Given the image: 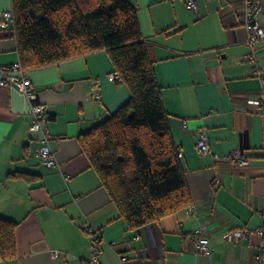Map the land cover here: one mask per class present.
I'll list each match as a JSON object with an SVG mask.
<instances>
[{"label": "crops", "instance_id": "obj_1", "mask_svg": "<svg viewBox=\"0 0 264 264\" xmlns=\"http://www.w3.org/2000/svg\"><path fill=\"white\" fill-rule=\"evenodd\" d=\"M126 1L137 11L194 210L130 230L90 166L79 135L130 96L122 80L108 79L114 66L106 51L26 69L46 105L56 164L49 167L38 155L42 134L29 130L24 92L0 86V216L16 223V257L0 264H84L90 255L85 225L102 234L100 264H254L259 236H223L264 226V103L258 110L245 102L264 99V43L255 63L246 58V0H196L195 9L184 0ZM7 10L11 0H0V17ZM16 62L9 23L0 27V65ZM94 83L98 96L90 92ZM200 131L210 153L195 149ZM236 148L248 156L247 168L212 156ZM199 227L209 235V255L196 253L186 238Z\"/></svg>", "mask_w": 264, "mask_h": 264}, {"label": "trees", "instance_id": "obj_2", "mask_svg": "<svg viewBox=\"0 0 264 264\" xmlns=\"http://www.w3.org/2000/svg\"><path fill=\"white\" fill-rule=\"evenodd\" d=\"M11 12L23 69L104 50L128 87L129 98L78 137L128 229L188 207L185 170L136 8L126 0H11ZM15 228L0 216V261L16 257Z\"/></svg>", "mask_w": 264, "mask_h": 264}, {"label": "built area", "instance_id": "obj_3", "mask_svg": "<svg viewBox=\"0 0 264 264\" xmlns=\"http://www.w3.org/2000/svg\"><path fill=\"white\" fill-rule=\"evenodd\" d=\"M189 8L195 9L197 6L196 0H184ZM263 0H246L245 14L247 34L243 43L249 48L246 56L248 60L255 63L259 46L264 43V24L260 21ZM12 22L11 10L4 11L0 17V27L4 28ZM254 71L257 70L254 68ZM259 74V73H258ZM111 81L121 80L117 71H113L108 75ZM13 85L21 89L31 103L32 120L29 130L32 132H41L40 145L38 155L43 164L51 167L56 164L55 153L48 145L49 133L45 129L46 105L38 99V93L34 88L31 78L28 76L27 70L23 69L19 62L7 65H0V86L5 87ZM92 95L98 96V85L94 83L90 89ZM246 104L253 105L254 108L261 110L264 99L248 96L245 98ZM185 123V122H184ZM195 149L200 154L210 153L209 138L205 131H200L199 137L195 144ZM215 160H225L237 168H247L250 165L248 156L240 149H233L230 152L218 155L212 153ZM189 211L194 210V205L188 206ZM84 232L89 239L90 255L85 260L84 264H100L99 254L101 252L102 234L100 230L91 225L84 226ZM256 234L261 239L260 243L255 246L253 255L254 264H264V226L257 227L253 230L247 228H239L224 233L227 240H244L249 236ZM191 239L194 244L196 253L210 254L209 235L202 227L196 228L186 236ZM53 256H58L57 251H52Z\"/></svg>", "mask_w": 264, "mask_h": 264}]
</instances>
